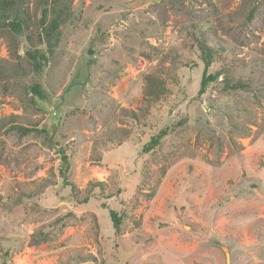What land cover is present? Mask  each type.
I'll use <instances>...</instances> for the list:
<instances>
[{
  "label": "rangeland",
  "instance_id": "obj_1",
  "mask_svg": "<svg viewBox=\"0 0 264 264\" xmlns=\"http://www.w3.org/2000/svg\"><path fill=\"white\" fill-rule=\"evenodd\" d=\"M18 1L38 24L43 0ZM70 12L40 74L37 30L0 28V264H264V0Z\"/></svg>",
  "mask_w": 264,
  "mask_h": 264
},
{
  "label": "trees",
  "instance_id": "obj_2",
  "mask_svg": "<svg viewBox=\"0 0 264 264\" xmlns=\"http://www.w3.org/2000/svg\"><path fill=\"white\" fill-rule=\"evenodd\" d=\"M72 4L73 0H43V7L40 11L39 22L38 24H35L31 21V17L29 15L22 17V15L19 13L18 8L20 6L18 0H3L2 3H0L1 29L6 28L8 32L13 33L16 36H21L22 31L26 30L28 32V35L26 36L25 41L28 43L32 39L31 34L33 32V28H35L39 34V40H41L42 43L46 44V51L35 46V48L29 49L27 51L28 60L35 73L40 74L43 71L44 67L52 59L56 44L59 40V29L61 25L65 24L69 20L71 16L70 5L72 6ZM16 5L18 7H16ZM12 12H15V14L13 15ZM207 42L208 40H206L205 37L202 40H198L205 63L199 96L205 94L210 84L215 82L218 78L217 75H208V69L212 64L213 47L207 46ZM153 83L155 82L150 79V86L151 84L153 85ZM159 86L161 87V83H159ZM160 87L150 89L149 93L155 95ZM30 89V91L34 95V98H37L39 100L45 99V94L43 93L41 84L35 83L31 86ZM15 130H17L19 133L37 132L36 130L21 126L16 127ZM165 134L166 131H161L160 133L152 137L150 142H148L144 147L143 152L149 153L156 147H158L161 143V139L165 136ZM61 163L60 176L63 179L64 183L68 184V173L70 168L69 160L66 155H63L61 157ZM110 216L113 222L114 229L116 232H118L120 230L122 218L115 211H110Z\"/></svg>",
  "mask_w": 264,
  "mask_h": 264
}]
</instances>
